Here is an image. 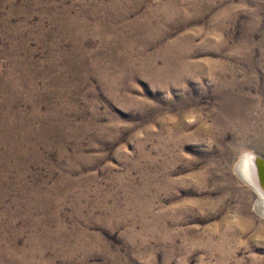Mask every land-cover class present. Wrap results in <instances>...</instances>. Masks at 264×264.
Segmentation results:
<instances>
[{"label": "rangeland", "instance_id": "374dc122", "mask_svg": "<svg viewBox=\"0 0 264 264\" xmlns=\"http://www.w3.org/2000/svg\"><path fill=\"white\" fill-rule=\"evenodd\" d=\"M246 151L264 0H0V264H264Z\"/></svg>", "mask_w": 264, "mask_h": 264}, {"label": "bare ground", "instance_id": "6f19581e", "mask_svg": "<svg viewBox=\"0 0 264 264\" xmlns=\"http://www.w3.org/2000/svg\"><path fill=\"white\" fill-rule=\"evenodd\" d=\"M237 170L241 177H243L244 180H246L256 189L257 193L259 194L257 204L259 207L261 206L260 210L261 208L264 210V187L261 188L262 185L258 179L259 175L256 172L255 165H253L251 162H248L247 156H244L241 160H239Z\"/></svg>", "mask_w": 264, "mask_h": 264}, {"label": "water", "instance_id": "95a60500", "mask_svg": "<svg viewBox=\"0 0 264 264\" xmlns=\"http://www.w3.org/2000/svg\"><path fill=\"white\" fill-rule=\"evenodd\" d=\"M244 156H247L248 162H251L253 165H255L256 172L259 175L258 179L260 181V184L262 185L261 188L264 187V158H262L260 155L256 153L246 151L240 156L239 160H241ZM237 173L239 174L238 170H237Z\"/></svg>", "mask_w": 264, "mask_h": 264}]
</instances>
